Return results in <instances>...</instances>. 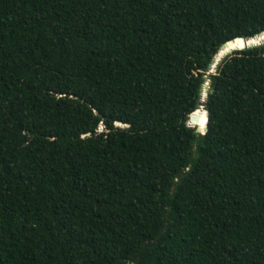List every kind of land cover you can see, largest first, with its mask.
I'll list each match as a JSON object with an SVG mask.
<instances>
[{
    "label": "trees",
    "instance_id": "obj_1",
    "mask_svg": "<svg viewBox=\"0 0 264 264\" xmlns=\"http://www.w3.org/2000/svg\"><path fill=\"white\" fill-rule=\"evenodd\" d=\"M263 32L264 0H0V264H264V45L206 75Z\"/></svg>",
    "mask_w": 264,
    "mask_h": 264
},
{
    "label": "water",
    "instance_id": "obj_2",
    "mask_svg": "<svg viewBox=\"0 0 264 264\" xmlns=\"http://www.w3.org/2000/svg\"><path fill=\"white\" fill-rule=\"evenodd\" d=\"M264 36V32L254 36L253 38H242V37H237L235 39H233L232 41H228L225 42L224 44H222L217 52L215 53V55L213 56L211 63L208 67V73L206 75L212 74L216 71V67L218 66V64L225 58V56L227 54H230L231 51L235 52V51H243L245 49H249L255 46H259V45H264V40H261L260 37ZM249 40H255L256 43L258 44H248ZM235 44V48H232L231 45ZM229 56V55H228ZM203 79L206 80V82H209V80L207 79V76H204ZM208 91V83L204 84L201 88V95H200V99L198 102V110L195 111L194 113H192L189 116V122L188 125H192L194 123H197L200 119H201V114L204 112V118H203V122H204V131L202 134H204L207 130V122H208V114L203 111V108L205 106V99H206V93ZM127 127V126H125Z\"/></svg>",
    "mask_w": 264,
    "mask_h": 264
},
{
    "label": "rangeland",
    "instance_id": "obj_3",
    "mask_svg": "<svg viewBox=\"0 0 264 264\" xmlns=\"http://www.w3.org/2000/svg\"><path fill=\"white\" fill-rule=\"evenodd\" d=\"M212 74H213V73H212ZM205 84H206V83H205ZM196 131L199 132V133H201V134L203 133V131L201 132V131H199L198 129H196Z\"/></svg>",
    "mask_w": 264,
    "mask_h": 264
},
{
    "label": "snow or ice",
    "instance_id": "obj_4",
    "mask_svg": "<svg viewBox=\"0 0 264 264\" xmlns=\"http://www.w3.org/2000/svg\"><path fill=\"white\" fill-rule=\"evenodd\" d=\"M261 40H264V36L260 37Z\"/></svg>",
    "mask_w": 264,
    "mask_h": 264
}]
</instances>
